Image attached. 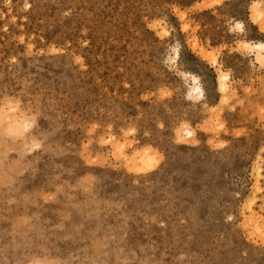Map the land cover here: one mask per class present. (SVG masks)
<instances>
[{
  "label": "rangeland",
  "instance_id": "rangeland-1",
  "mask_svg": "<svg viewBox=\"0 0 264 264\" xmlns=\"http://www.w3.org/2000/svg\"><path fill=\"white\" fill-rule=\"evenodd\" d=\"M258 43L264 0H0V264H264Z\"/></svg>",
  "mask_w": 264,
  "mask_h": 264
},
{
  "label": "bare ground",
  "instance_id": "bare-ground-1",
  "mask_svg": "<svg viewBox=\"0 0 264 264\" xmlns=\"http://www.w3.org/2000/svg\"><path fill=\"white\" fill-rule=\"evenodd\" d=\"M255 48L258 49L259 51L262 50L263 53H261V52H260V53L263 54L262 56L264 57V44H262V43H258V44L255 45ZM258 54H259V52H258ZM258 54H257V55H258ZM259 55H260V54H259ZM259 55H258V56H259ZM263 57H261V58L263 59ZM260 60H261V59H260ZM222 77H223V76H222ZM221 84H222V87L225 88V83H221ZM192 89H194L197 93H200V92H201V91L199 90L200 87H199L198 85H195L194 88H192ZM187 133H188V134H191V131L189 130ZM130 160H131V159H130ZM132 163H133V162H132V160H131V164H132ZM136 164H137V163H136ZM251 219H253V218H251Z\"/></svg>",
  "mask_w": 264,
  "mask_h": 264
}]
</instances>
